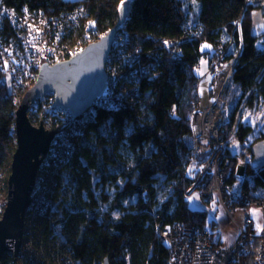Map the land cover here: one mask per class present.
Instances as JSON below:
<instances>
[{
    "label": "trees",
    "instance_id": "trees-1",
    "mask_svg": "<svg viewBox=\"0 0 264 264\" xmlns=\"http://www.w3.org/2000/svg\"><path fill=\"white\" fill-rule=\"evenodd\" d=\"M124 1L130 12L117 35L127 34L128 40L115 69L119 83L127 84L118 85L125 95L115 96V107L73 118L51 109L50 95L33 105L43 117L57 118L62 129H78L51 192L55 205L41 218L40 229L47 239L71 245L78 264H171L160 240L165 225L209 227L220 243L216 222L208 221L206 210L191 209L187 200L205 183L194 187L198 177L190 172L198 69L222 51L224 61L235 59L228 90L233 87L238 95L229 96L231 110L220 139L234 132L244 144L253 128L237 117L245 107L264 103V35H252V16L264 6H245L246 0H0V5L18 12L41 10L52 18L79 9L76 28L66 38L75 46L88 45L113 28ZM2 30L9 35L12 26L8 22ZM8 85L0 80V168L9 169L20 102ZM200 159L206 162L208 156ZM251 159L240 180L234 166L228 184L238 181L240 190L260 198L264 167L252 169ZM258 245L256 240L248 264ZM2 264H15L11 253Z\"/></svg>",
    "mask_w": 264,
    "mask_h": 264
},
{
    "label": "built area",
    "instance_id": "built-area-1",
    "mask_svg": "<svg viewBox=\"0 0 264 264\" xmlns=\"http://www.w3.org/2000/svg\"><path fill=\"white\" fill-rule=\"evenodd\" d=\"M263 3L264 0H246L245 6ZM79 18V9L63 13L59 18H52L41 10L37 13L25 8L18 12L0 5V80L5 79L12 91L18 94L33 81H37L43 63L52 66L75 56L87 46L78 44L77 48L70 43L66 44V38L76 28ZM7 21L12 26V33L9 35L2 30ZM127 40V34H116L105 64L107 86L83 114L87 115L97 107H115V96L118 98L125 95V90L118 88L122 79L115 69V61L125 54L123 48ZM223 56L225 51L221 52V57L214 60L209 68L213 80L206 88L212 96L211 101L205 104L199 94V104L192 115L193 157L190 172L193 178L198 177L194 187L200 181H205L200 189V196L206 201L213 198L218 200L231 223L238 225V235L232 245L225 247L220 243L216 245L215 230L209 227L180 223L165 225L160 230V240L170 251L171 264H248L247 258L253 252L256 240H259V245L253 264H264V196L257 198L240 190L238 181L228 184L234 166L237 167L240 180L244 175L241 176L239 170H245L246 164L238 157L236 159L235 154L227 153L228 142L234 132L226 140L220 139L227 111L225 95L235 64L234 60L224 61ZM199 79L200 88L202 78ZM126 84L120 85L126 88ZM53 110L58 112L59 108ZM60 110L69 115L67 111ZM85 120L86 118L82 121ZM76 131L78 129L74 128L55 130L56 135L48 153L41 156L43 159L31 192V206L24 217L18 264H78L71 245L47 239L40 229L41 218L55 205L51 192L55 191L61 164L71 156ZM204 155L208 156L206 162L200 159ZM2 189L4 190V184L0 179V194ZM7 189L9 193V184ZM7 203L8 196L0 200V220ZM252 209H258L261 213L260 228L255 225ZM237 211L243 213L241 221L234 217Z\"/></svg>",
    "mask_w": 264,
    "mask_h": 264
},
{
    "label": "water",
    "instance_id": "water-1",
    "mask_svg": "<svg viewBox=\"0 0 264 264\" xmlns=\"http://www.w3.org/2000/svg\"><path fill=\"white\" fill-rule=\"evenodd\" d=\"M130 12L129 5H122L119 20L99 40L89 43L70 59L50 66L43 63L36 83L23 96L15 114L16 149L11 159L8 179V203L0 220V264L7 253L14 254L17 264L23 238L24 217L31 206L33 190L41 156H45L56 135L41 124L34 126L29 118L34 103L46 96L53 97L51 108L67 111L73 118L81 116L106 88L105 64L114 38ZM264 9L252 16V35H264ZM9 91L12 94V87ZM250 166L257 170L264 167V140L251 146ZM241 176L244 170L240 171ZM219 236H217L218 238ZM103 264H109L105 260Z\"/></svg>",
    "mask_w": 264,
    "mask_h": 264
},
{
    "label": "rangeland",
    "instance_id": "rangeland-1",
    "mask_svg": "<svg viewBox=\"0 0 264 264\" xmlns=\"http://www.w3.org/2000/svg\"><path fill=\"white\" fill-rule=\"evenodd\" d=\"M74 1H78V0H74ZM128 5L127 1H124L122 3V5ZM264 6V3H263ZM106 34V33H105ZM104 34V35H105ZM103 36V35H102ZM101 36V37H102ZM100 37H98L97 39L91 40L92 42L99 40ZM91 43V42H90ZM78 44L75 45V47L78 48ZM82 48V47H80ZM74 49V47H73ZM81 50V49H80ZM235 61V59H233ZM208 63V64H207ZM207 66L204 68H210L211 65L209 64V62L207 61ZM200 72V77L202 78V83H201V87L199 88V94L202 95V100L205 104H208L211 101V94L210 92H208L207 88L205 85H209L210 82H212L213 79H211V75L209 80L205 79L206 76H202L201 69H198V74ZM208 74H211L210 71ZM36 83V81L32 82L28 87H26L25 89L21 90V93H15V100L18 102H20L23 98V96L27 93V91ZM229 89V87H228ZM210 91V90H209ZM233 95L234 97H237L238 93L237 90L233 87L230 88V90H227L226 95H225V100H226V104H227V111H226V115H225V122L224 124L227 123L228 119H229V113L231 110L230 107V103H229V96ZM51 96V95H50ZM52 101H53V97H52ZM51 107V106H50ZM53 109V108H51ZM37 108L32 106L30 112L28 113L29 118L31 123L34 126H39L41 124L44 125V127L47 130L50 131H55L58 128L63 127V123H59L58 121H56L53 115L45 118L43 117L41 114H38V112L36 111ZM242 110V108L240 109V111ZM240 114V113H239ZM240 118L241 121L243 123L249 124L252 126L253 128V132L252 134L249 136L248 140L244 143V144H240L238 142V140L236 139L235 136L231 137V139L228 142V149L231 152V154H235L236 157H238L239 159H241V161L248 162L250 160V156H251V151H250V146L255 144L257 141V139L261 136H264V103H260L257 106H255L254 108H244L241 112L240 115H238L237 119ZM43 157V156H42ZM240 171H243V169H240ZM245 171V170H244ZM11 173V167L8 169V167H3L0 168V179H2L3 184H4V190L2 189L1 194H0V200L1 199H6V197L8 196V189H7V185H8V179ZM2 185V184H1ZM189 206L191 208L194 209H202V208H207L209 210V216L213 217L217 220L218 224L220 225V229L222 232V241L224 242V246H227L229 244V242H227L229 240V238H231V234L233 233L232 230V221L229 219V221H227L224 212L221 209H218V204L215 198L211 199V201H206L204 200L201 196H200V189H196L191 195H189L187 197ZM215 212V214H214ZM235 215L237 216L238 213H235ZM232 224V225H230ZM11 255L14 258V254L11 253ZM20 263V257H19V253H18V257H17V264Z\"/></svg>",
    "mask_w": 264,
    "mask_h": 264
},
{
    "label": "crops",
    "instance_id": "crops-1",
    "mask_svg": "<svg viewBox=\"0 0 264 264\" xmlns=\"http://www.w3.org/2000/svg\"><path fill=\"white\" fill-rule=\"evenodd\" d=\"M206 63H207L206 60L202 61V63H201V65H200L199 68L201 69V72H203V73H202V76H206L205 79H206V81H207V79L209 80V78H210V74H208V73H209V68H208V67H207V68H204V67H206L207 64H208V63H207V64H206ZM199 76H201V75H200V72H199ZM205 86H207V85H205ZM210 201H211V200H210ZM216 201H217V204H218V209H221V210L224 212V215H225L227 221H229L230 217H229L228 214H227V213H226V212L220 207V205H219L217 199H216ZM189 207H190V206H189ZM190 208H191V207H190ZM191 209H194V208H191ZM196 210H206V211H207V216H208V221H215V222H216V225H217V229H216V231L219 232V235H220V244H221L222 246H224V242L221 240V239H222V232H221L220 225L218 224L217 220L213 217V215H212V217L209 216V210H208L207 208L196 209ZM236 213H238V215L236 216V215L234 214L235 219H236L237 221H241V220L243 219V213H242V211H237ZM214 214H215V212H214ZM251 214H252V216H253V218H254V221H255V225H256V227H257V228H260L261 225H262V217H261V213H260V211H259L258 209H252ZM230 225H232V224H230ZM232 230H233V233L231 234V238H229V240L227 241V242H229V244H228L227 246L232 245V243L234 242L235 238H236L237 235H238V225H237L236 223H233V225H232ZM227 246H225V247H227Z\"/></svg>",
    "mask_w": 264,
    "mask_h": 264
},
{
    "label": "bare ground",
    "instance_id": "bare-ground-1",
    "mask_svg": "<svg viewBox=\"0 0 264 264\" xmlns=\"http://www.w3.org/2000/svg\"><path fill=\"white\" fill-rule=\"evenodd\" d=\"M250 1H254V2H257V1H259V0H250ZM233 63H231V65H232ZM229 68H230V66H229ZM226 73L228 74L229 73V71L227 70L226 71Z\"/></svg>",
    "mask_w": 264,
    "mask_h": 264
},
{
    "label": "flooded vegetation",
    "instance_id": "flooded-vegetation-1",
    "mask_svg": "<svg viewBox=\"0 0 264 264\" xmlns=\"http://www.w3.org/2000/svg\"><path fill=\"white\" fill-rule=\"evenodd\" d=\"M264 16V15H263Z\"/></svg>",
    "mask_w": 264,
    "mask_h": 264
}]
</instances>
